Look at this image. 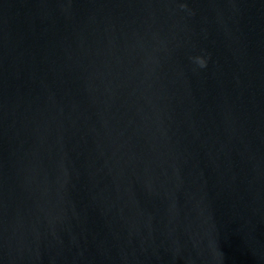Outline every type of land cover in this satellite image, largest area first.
Returning a JSON list of instances; mask_svg holds the SVG:
<instances>
[{
  "label": "water",
  "instance_id": "95a60500",
  "mask_svg": "<svg viewBox=\"0 0 264 264\" xmlns=\"http://www.w3.org/2000/svg\"><path fill=\"white\" fill-rule=\"evenodd\" d=\"M0 264H264V0H0Z\"/></svg>",
  "mask_w": 264,
  "mask_h": 264
}]
</instances>
